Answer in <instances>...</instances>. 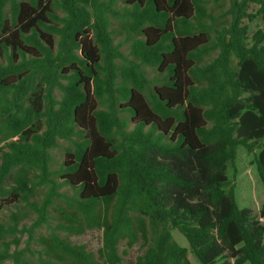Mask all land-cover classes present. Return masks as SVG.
Segmentation results:
<instances>
[{"label": "trees", "instance_id": "16d2710c", "mask_svg": "<svg viewBox=\"0 0 264 264\" xmlns=\"http://www.w3.org/2000/svg\"><path fill=\"white\" fill-rule=\"evenodd\" d=\"M116 1L0 0V183L12 180L2 190L37 213L30 235L62 198L56 230H102L96 252L51 232L31 260L4 243L0 264H118L121 243L140 244L133 264H192L189 251L200 264H264V225L227 172L241 147L264 187V31L246 23L264 22V0H214L228 2L215 20L205 0H124L131 58L114 43ZM144 66L165 74L149 79ZM76 135L51 170L50 150ZM37 185L39 204L28 201Z\"/></svg>", "mask_w": 264, "mask_h": 264}, {"label": "rangeland", "instance_id": "374dc122", "mask_svg": "<svg viewBox=\"0 0 264 264\" xmlns=\"http://www.w3.org/2000/svg\"><path fill=\"white\" fill-rule=\"evenodd\" d=\"M59 0H56L58 3ZM205 8L207 12L211 15L212 19L215 20L221 16V13L225 11L228 6L227 1H220L218 4L214 0H205ZM87 7L88 4H86ZM114 14L110 16L111 29L113 30V39L115 44H119L120 52L127 58H131L130 54V44L132 42L133 32L125 27V20L120 19L117 16L119 13H123L125 7L124 0H117L112 6ZM52 9L57 15L62 16V9L56 4ZM6 14L9 13V5L5 7ZM9 15V14H8ZM211 18H206L205 21L210 23ZM220 19L214 24V28H217ZM226 20V18H225ZM249 26V33L252 34L258 28L264 31V22L259 18L252 21H246ZM132 35V36H131ZM210 36H214V31L210 32ZM58 36L55 35V40ZM217 54V51H211L203 55L199 60L198 64L202 65L209 62ZM4 62V61H3ZM119 62V60H117ZM145 75L149 79L155 77L162 78L164 72L159 73L155 67L144 66ZM66 82V80H62ZM153 85V84H152ZM152 87V86H151ZM61 91L55 89L54 95L57 99L60 98ZM121 117L130 119V115L126 112L120 113ZM134 124L129 123L128 129L133 128ZM45 125L43 123L41 131H43ZM147 128V127H146ZM77 136H73L72 139L67 140L63 138L58 139V145L50 150L52 160L50 161L51 170H59L60 165L64 161L65 149L73 148V141H76ZM16 139V137L12 138ZM5 142H1L0 146L3 147ZM6 147H4V150ZM1 154V153H0ZM254 157L253 153L246 152L243 148H238L236 159L233 164L228 165V177L234 187L235 197L240 207H247L253 211L257 216L259 222L264 225V216H261L260 210L264 205V187L256 171V167L252 163ZM1 161V160H0ZM55 181L61 182L58 173L53 176ZM12 184V180L8 177L0 183V249L3 247L4 243L9 242V252L22 251L25 247H28V251L25 250V257L28 259H34L36 252L44 245L42 242L43 238H49L51 232H55L60 237L67 239L71 243L82 244L86 249L96 252V250L102 244V230L100 229H85L82 233L71 234L63 230H56L55 227L58 222H64V216L60 213V210L69 211L67 207L68 201L65 198L55 199V204L49 207L50 218L46 224L34 227L33 233L30 235L28 228L36 220L37 213L30 208L26 202L23 200H17L13 198L12 195L7 194L2 188L7 189ZM47 187L45 185H37L32 196L29 197V202H35L39 204ZM60 192H64L67 196H71L73 191L70 186L63 185L60 188ZM31 236V237H30ZM174 239L181 245L187 246L184 237L177 231L173 230ZM264 241V240H263ZM140 244H135L131 248H127L124 243L119 246V251L122 253V261L118 264H133L137 255L140 254ZM124 251V252H123ZM33 252V253H32ZM188 259L192 264H200L196 257L189 251ZM236 264L233 259H226L225 261H217L215 264ZM10 259L4 260L1 264H11ZM242 264H249L247 262Z\"/></svg>", "mask_w": 264, "mask_h": 264}]
</instances>
